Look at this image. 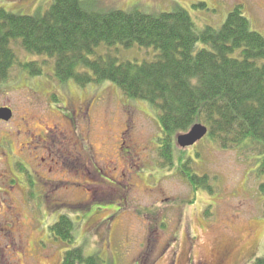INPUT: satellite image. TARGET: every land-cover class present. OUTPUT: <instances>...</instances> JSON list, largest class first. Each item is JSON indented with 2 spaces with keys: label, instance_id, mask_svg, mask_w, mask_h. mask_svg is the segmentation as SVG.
Returning a JSON list of instances; mask_svg holds the SVG:
<instances>
[{
  "label": "rangeland",
  "instance_id": "374dc122",
  "mask_svg": "<svg viewBox=\"0 0 264 264\" xmlns=\"http://www.w3.org/2000/svg\"><path fill=\"white\" fill-rule=\"evenodd\" d=\"M49 1L0 0V8L33 14ZM88 2L100 9L184 8L199 29L221 26L242 5L264 34V0ZM11 47L18 60L0 79V108L12 110L9 120L0 119V264H62L69 245L49 229L62 214L75 222V245L105 264H253L264 256V194L252 146L223 147L205 136L182 147L176 139L168 164L149 102L107 81L80 87L57 80L52 59L19 42ZM148 57L138 47L119 55ZM18 61L36 62L42 73L31 75L30 66L23 72ZM183 170L203 183L196 189Z\"/></svg>",
  "mask_w": 264,
  "mask_h": 264
},
{
  "label": "trees",
  "instance_id": "16d2710c",
  "mask_svg": "<svg viewBox=\"0 0 264 264\" xmlns=\"http://www.w3.org/2000/svg\"><path fill=\"white\" fill-rule=\"evenodd\" d=\"M12 42L31 55L52 59L57 80L71 79L80 87L107 81L126 97L149 102L162 127L158 151L168 164H173L176 136L196 123L206 125V136L223 147L252 146L264 194V34L252 28L242 5L235 6L221 26L202 29L184 8L100 9L88 0L49 1L33 14L1 7L2 80L18 60ZM100 47L113 52L103 56ZM134 47L149 57L119 58L122 49ZM18 65L23 72L30 66L33 76L42 73L36 62ZM181 167L189 170L185 162ZM184 170L197 189L202 177ZM49 229L56 240L69 245L62 264H105L75 245L70 215H60ZM253 264H264V256Z\"/></svg>",
  "mask_w": 264,
  "mask_h": 264
},
{
  "label": "water",
  "instance_id": "95a60500",
  "mask_svg": "<svg viewBox=\"0 0 264 264\" xmlns=\"http://www.w3.org/2000/svg\"><path fill=\"white\" fill-rule=\"evenodd\" d=\"M12 116L10 108H0V119L9 120ZM208 133V128L202 123H196L187 133H182L177 137L179 146L185 147L194 145L197 141L201 140Z\"/></svg>",
  "mask_w": 264,
  "mask_h": 264
},
{
  "label": "flooded vegetation",
  "instance_id": "af4514ba",
  "mask_svg": "<svg viewBox=\"0 0 264 264\" xmlns=\"http://www.w3.org/2000/svg\"><path fill=\"white\" fill-rule=\"evenodd\" d=\"M26 166V165H25ZM27 167V166H26ZM28 168V167H27ZM30 171V170H29ZM31 172V171H30ZM32 175V174H31ZM224 255V254H223Z\"/></svg>",
  "mask_w": 264,
  "mask_h": 264
}]
</instances>
